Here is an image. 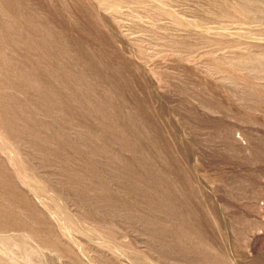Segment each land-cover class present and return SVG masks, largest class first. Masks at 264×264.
Listing matches in <instances>:
<instances>
[{
  "label": "rangeland",
  "instance_id": "1",
  "mask_svg": "<svg viewBox=\"0 0 264 264\" xmlns=\"http://www.w3.org/2000/svg\"><path fill=\"white\" fill-rule=\"evenodd\" d=\"M0 264H264V0H0Z\"/></svg>",
  "mask_w": 264,
  "mask_h": 264
}]
</instances>
